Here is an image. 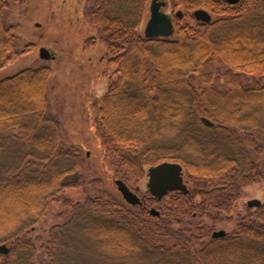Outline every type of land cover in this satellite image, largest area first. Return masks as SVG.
<instances>
[{
	"label": "trees",
	"instance_id": "16d2710c",
	"mask_svg": "<svg viewBox=\"0 0 264 264\" xmlns=\"http://www.w3.org/2000/svg\"><path fill=\"white\" fill-rule=\"evenodd\" d=\"M86 2L89 42L104 43L100 63L117 74L91 101L103 151L128 184L131 175H146V165L178 161L189 192L161 201L149 192L142 204L109 193L63 198L84 186L89 156L65 147L61 123L49 113L51 67L24 68L0 79V243L10 246L0 264H37L39 250L44 264H264V201L247 205L224 237H212L211 224L185 220L209 206L230 218L241 187L264 183V106L257 105L264 100V0H171L184 12L171 38L141 34L150 0ZM8 6L0 0V69L35 47L17 48ZM198 8L214 19L189 23ZM241 73L258 77L245 81ZM61 199L66 218L65 211L46 237L35 234ZM153 200L160 215L150 211Z\"/></svg>",
	"mask_w": 264,
	"mask_h": 264
},
{
	"label": "rangeland",
	"instance_id": "374dc122",
	"mask_svg": "<svg viewBox=\"0 0 264 264\" xmlns=\"http://www.w3.org/2000/svg\"><path fill=\"white\" fill-rule=\"evenodd\" d=\"M88 0H25L14 2L9 0V6L5 11V23L15 25L17 35V48L22 50L27 44L35 43L32 51L22 54L10 65L0 69V79L13 75L27 67L48 65L52 69V75L48 83L49 113L58 118L62 126L63 141L65 147L78 148L86 156L89 153L88 165L84 168L85 183L81 188L67 189L62 193L63 198L73 202H82L88 196L109 193L122 198V194L115 183L116 179H123L125 171L120 170L117 159L110 158L101 146L98 136L95 115L91 101L100 98L105 93L109 83V77L116 79L115 67L106 70L100 63L104 43L92 46L89 42L91 29L85 26L81 16L83 8ZM165 11L175 15L178 8H173L171 0ZM149 10L147 11V19ZM189 23H196L195 19H186ZM146 23V22H145ZM144 26L141 34L144 33ZM246 35V34H244ZM247 38V37H242ZM244 39H241V41ZM243 43V42H242ZM232 44V43H231ZM45 46L55 55L53 59L40 57L39 49ZM252 47V42L247 43ZM203 49L208 46L202 45ZM189 60L192 62L193 59ZM171 63V62H170ZM182 65L187 62H180ZM177 66L178 64H172ZM245 81H252L257 75L241 73ZM222 79L218 82L222 85ZM178 98V97H175ZM253 104H250L251 106ZM264 106V100L258 102ZM232 110V107L226 106ZM246 112L248 109L246 108ZM264 140V139H263ZM254 156L256 153H253ZM150 165H146V170ZM136 179L131 175L129 186L133 189L140 187L138 194L143 201L149 193L147 188L148 175ZM259 198L264 201V183L261 181L251 182L241 187V194L235 203L231 217L225 214L215 216L217 211L214 206H209L203 214H195L185 217L187 224L191 217L198 224H211V234L214 230L225 229L231 231L236 228L241 218L248 213L247 201ZM168 201V200H167ZM155 200L150 207H159ZM209 210V212H207ZM68 208L63 204V199L52 202L48 212L37 225L35 234L46 237L47 230L55 223L63 221L60 214ZM218 214V213H217ZM9 245V244H8ZM46 255L43 250L37 254V264H44Z\"/></svg>",
	"mask_w": 264,
	"mask_h": 264
},
{
	"label": "water",
	"instance_id": "95a60500",
	"mask_svg": "<svg viewBox=\"0 0 264 264\" xmlns=\"http://www.w3.org/2000/svg\"><path fill=\"white\" fill-rule=\"evenodd\" d=\"M228 3L236 4L240 0H226ZM167 6L166 0H151L149 6V18L146 21L144 28V35L147 38L151 37H164L171 38L175 33V24L171 15L163 8ZM177 15L181 16L182 11L179 10ZM193 16L196 20L201 22H210L212 20V14L204 9L198 8L193 11ZM40 57L43 59H52L55 55L49 48L41 46L39 49ZM203 121L209 126H215V123L204 116ZM89 154V153H88ZM115 183L118 190L124 197V199L130 204H141L142 200L137 194L139 186L136 187V191L132 189L123 179H116ZM147 187L152 193L153 197L161 200L171 191H182L184 193L189 192V187L184 177V166L178 161L166 160L156 165L150 166L148 169V182ZM262 204V200L259 198H252L247 201V205L250 207H257ZM153 215H160V210L156 207L150 209ZM227 234L225 229L214 230L212 237H224ZM10 246L7 243H0V252L8 253Z\"/></svg>",
	"mask_w": 264,
	"mask_h": 264
},
{
	"label": "flooded vegetation",
	"instance_id": "af4514ba",
	"mask_svg": "<svg viewBox=\"0 0 264 264\" xmlns=\"http://www.w3.org/2000/svg\"><path fill=\"white\" fill-rule=\"evenodd\" d=\"M237 4H238V3H237ZM183 14H184V12H182V15L179 16V15H177V13H175V15H174L172 18H175V17L182 18V17H183Z\"/></svg>",
	"mask_w": 264,
	"mask_h": 264
}]
</instances>
